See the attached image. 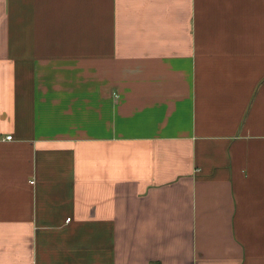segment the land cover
Returning a JSON list of instances; mask_svg holds the SVG:
<instances>
[{
	"label": "crops",
	"instance_id": "1",
	"mask_svg": "<svg viewBox=\"0 0 264 264\" xmlns=\"http://www.w3.org/2000/svg\"><path fill=\"white\" fill-rule=\"evenodd\" d=\"M0 264H264V0H0Z\"/></svg>",
	"mask_w": 264,
	"mask_h": 264
},
{
	"label": "built area",
	"instance_id": "2",
	"mask_svg": "<svg viewBox=\"0 0 264 264\" xmlns=\"http://www.w3.org/2000/svg\"><path fill=\"white\" fill-rule=\"evenodd\" d=\"M8 138H9V139H11V138H12V136L10 135V136H8Z\"/></svg>",
	"mask_w": 264,
	"mask_h": 264
}]
</instances>
